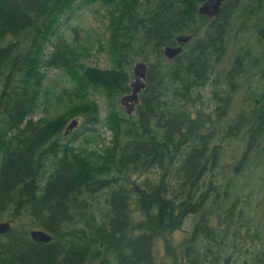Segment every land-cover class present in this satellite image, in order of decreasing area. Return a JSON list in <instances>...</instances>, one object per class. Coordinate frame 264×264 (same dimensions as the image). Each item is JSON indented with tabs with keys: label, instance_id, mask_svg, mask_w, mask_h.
I'll return each mask as SVG.
<instances>
[{
	"label": "trees",
	"instance_id": "16d2710c",
	"mask_svg": "<svg viewBox=\"0 0 264 264\" xmlns=\"http://www.w3.org/2000/svg\"><path fill=\"white\" fill-rule=\"evenodd\" d=\"M204 1L0 0V264H264V0ZM92 5L104 39L62 30Z\"/></svg>",
	"mask_w": 264,
	"mask_h": 264
},
{
	"label": "water",
	"instance_id": "95a60500",
	"mask_svg": "<svg viewBox=\"0 0 264 264\" xmlns=\"http://www.w3.org/2000/svg\"><path fill=\"white\" fill-rule=\"evenodd\" d=\"M225 0H205L199 5V12L202 14H207L209 16H214L221 10L222 4ZM191 33H180L177 36V41L179 44H169L164 48V52L169 59H172L178 55L183 49V42H187L192 38ZM147 73H148V63L145 60H137L133 66V79L130 82L131 90L121 96L120 102L125 107L127 113L132 114L136 108V105L140 101V91L144 89L147 85ZM78 125V119H73L67 127L66 132L73 130ZM11 226L10 220L0 221V233H4L9 230ZM31 236L37 241H49L52 236L49 232L40 228H33L31 231ZM2 250L0 248V254Z\"/></svg>",
	"mask_w": 264,
	"mask_h": 264
},
{
	"label": "rangeland",
	"instance_id": "374dc122",
	"mask_svg": "<svg viewBox=\"0 0 264 264\" xmlns=\"http://www.w3.org/2000/svg\"><path fill=\"white\" fill-rule=\"evenodd\" d=\"M105 9L103 7H100L99 5H92L87 7H77L75 8L70 15L69 20H67L63 25H61L63 31L70 32L71 35H74L73 27L76 25V27L79 28V33L81 35H86L88 32L93 35V37H101L104 39L107 35V18L104 15ZM92 63L99 64L101 66H110L111 60L109 58V54L106 50L102 51L101 53L95 55L91 59ZM50 76H55L58 72L57 71H50L48 72ZM61 74V73H60ZM59 74V75H60ZM210 86L206 88V90H209ZM98 100L100 104L102 105V114L105 115V99L100 96L98 97ZM122 107H124L122 105ZM125 108V107H124ZM38 114L36 115V117ZM105 129V128H103ZM110 130L106 131L107 137H110ZM190 228V224L188 221H185L183 228L176 231L174 233V239L180 240L182 239L183 235L185 234V230ZM242 242V240L239 241V243ZM247 244H250L248 241H246ZM166 246L164 241H160L157 243V254L161 257H164L166 255Z\"/></svg>",
	"mask_w": 264,
	"mask_h": 264
},
{
	"label": "flooded vegetation",
	"instance_id": "af4514ba",
	"mask_svg": "<svg viewBox=\"0 0 264 264\" xmlns=\"http://www.w3.org/2000/svg\"><path fill=\"white\" fill-rule=\"evenodd\" d=\"M10 227H11V226H10ZM9 229H10V228H9ZM8 231H9V230H7V231L4 232V233H0V238L3 237L4 235H6ZM0 248H1V247H0ZM1 250H2V248H1ZM1 254H2V253H1ZM1 254H0V255H1Z\"/></svg>",
	"mask_w": 264,
	"mask_h": 264
}]
</instances>
